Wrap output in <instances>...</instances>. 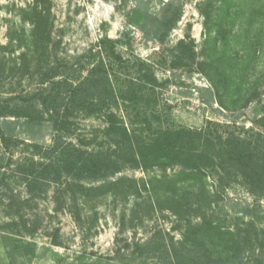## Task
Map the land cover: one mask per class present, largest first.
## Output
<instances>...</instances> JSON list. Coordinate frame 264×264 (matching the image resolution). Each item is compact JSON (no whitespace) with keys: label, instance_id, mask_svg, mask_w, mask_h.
I'll return each mask as SVG.
<instances>
[{"label":"trees","instance_id":"1","mask_svg":"<svg viewBox=\"0 0 264 264\" xmlns=\"http://www.w3.org/2000/svg\"><path fill=\"white\" fill-rule=\"evenodd\" d=\"M52 6V0H33L18 8L17 16L23 26L31 27L30 35L24 28L14 30L9 45L0 48L11 53L25 48L20 55L23 69L37 78L34 90L8 98L0 95L2 149L11 159L22 147L33 150L15 164L28 202L53 190L56 211L68 208L81 222L84 201L149 193L154 197L152 211L167 210L177 218L180 239L158 232L152 241L138 246L141 255L163 264H264V228L259 226L264 215L225 224L208 182L210 175H216L218 189L238 183L251 195L264 197V114L247 130L211 121L201 129L153 130L148 120L159 85L152 61L155 54L162 55L171 70L204 74L222 107L227 101L237 105L258 97V88L254 84L247 88L245 82L252 59L264 52V0H200L204 41L199 52L187 33L168 53L166 39L183 17V2L171 0L157 14L138 3L131 23L161 52L135 63L125 60L118 42L107 36L72 62L60 58L53 40ZM242 18L246 22L238 24ZM115 67L125 75L124 81ZM126 105L137 119L145 120L150 136L122 120L119 113ZM78 118L103 120L98 134L106 149L84 148L75 142ZM45 132L50 133V144L40 142ZM152 169L163 174L147 180L119 176L126 170ZM168 170L175 171L169 175ZM2 186H9L7 174L0 175ZM25 227L30 235L39 229L35 223ZM53 245L63 247L59 230Z\"/></svg>","mask_w":264,"mask_h":264},{"label":"rangeland","instance_id":"2","mask_svg":"<svg viewBox=\"0 0 264 264\" xmlns=\"http://www.w3.org/2000/svg\"><path fill=\"white\" fill-rule=\"evenodd\" d=\"M32 1L0 0V48L9 45L10 34L14 30L24 28L30 35L31 27L21 24L17 9ZM52 1L53 40L58 44L60 58L72 62L96 48L98 41L105 36L118 42V51L131 63L150 60L153 54L161 52L158 45L146 40L142 30L131 23L132 11L140 3L150 13L157 14L171 0ZM181 1L184 4L183 17L166 39V53L187 33L195 40L197 52L204 41L200 0ZM242 22H246L245 18L240 19L238 24ZM240 48L241 45H237L236 49ZM24 50L16 49L11 53L0 49V95L4 98L37 87V78H32L23 69L20 55ZM252 60L245 86L250 88L254 84L258 88V97L250 103L241 101L237 105L227 101V107H222L215 89L204 74L171 70L164 65L163 56L155 54L152 61L159 85L148 109L152 129L160 126L201 129L210 121L240 129L252 128L253 121L264 114V52H259ZM33 64L30 59V73L33 72ZM115 68L119 79L124 81L125 75L118 67ZM119 114L129 128L136 131L142 129L146 137L151 135L145 120L137 119L129 105L123 107ZM76 123L75 142L84 148L104 147V140L98 134L104 128L101 118H78ZM96 135H99L98 139H95ZM43 136L45 138L40 142L50 144V133L45 132ZM32 153V149L22 147L11 159L0 142V175L7 174L9 183L8 187H0V264H163L155 257L141 255L138 249V246L152 241L158 232L166 238L180 239L177 218L167 210L152 211L149 208L154 202L152 194L144 192L140 197L127 199L108 196L84 201L79 211L82 221L77 222L68 208L56 211L58 207L53 190L43 199L28 202L15 164ZM174 171L168 170V174ZM162 174L159 169L148 172L126 170L119 176L147 180ZM217 180L216 175H210L208 182L210 189L217 194V212L227 220L225 224L231 226L239 222L238 219L248 221L256 215H264V197L251 195L238 183L224 190L218 189ZM33 223L39 229L30 235L25 224L31 226ZM259 224L264 228V221ZM57 230L60 231L63 247L53 245Z\"/></svg>","mask_w":264,"mask_h":264}]
</instances>
